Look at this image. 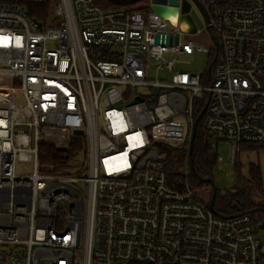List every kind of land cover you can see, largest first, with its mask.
Listing matches in <instances>:
<instances>
[{"label":"built area","instance_id":"obj_1","mask_svg":"<svg viewBox=\"0 0 264 264\" xmlns=\"http://www.w3.org/2000/svg\"><path fill=\"white\" fill-rule=\"evenodd\" d=\"M169 1L0 0V264H263L260 215H217L188 163L171 181L168 154L188 161L206 105L215 171L222 145L231 182L245 148L264 147V0H198L209 26L193 0ZM196 53L202 73L176 70ZM75 142L66 165L40 162L41 144Z\"/></svg>","mask_w":264,"mask_h":264},{"label":"trees","instance_id":"obj_2","mask_svg":"<svg viewBox=\"0 0 264 264\" xmlns=\"http://www.w3.org/2000/svg\"><path fill=\"white\" fill-rule=\"evenodd\" d=\"M94 2L105 10L124 9L147 13L149 8V0H94ZM210 70L211 74L212 67H210ZM202 107L203 105L198 106V112ZM80 148L81 145L75 142L67 152H63L54 146L41 144L39 160L42 163H50L56 166L66 165L68 161H66L67 156H69L71 161L72 157L78 154ZM261 148L264 147L248 146L245 149L248 151H259ZM186 159L184 153L178 151L169 152L168 172L171 181L173 183H180V181L184 180L183 169L186 163H188L190 170L188 176L185 177L188 185L197 191L210 190L211 186L208 184V181L214 179L216 158L208 153L201 124L198 127L188 161ZM235 177L236 184L232 190L222 192L217 189L214 199V211L216 214L225 217L259 214L261 219L264 220V185L260 166L251 164L248 176H244L242 166L238 163ZM210 196L212 198V192ZM262 257L264 264V253Z\"/></svg>","mask_w":264,"mask_h":264},{"label":"rangeland","instance_id":"obj_3","mask_svg":"<svg viewBox=\"0 0 264 264\" xmlns=\"http://www.w3.org/2000/svg\"><path fill=\"white\" fill-rule=\"evenodd\" d=\"M198 37L201 40V42H203V43L210 42V34L208 31H203V33L199 34ZM168 59L172 60V59H174V56L170 55V56H168ZM178 60L179 61H178V64L176 66V70L187 71V72H190L193 74L202 73L208 67L209 62H210V58L205 53H196L193 56H182ZM152 74L154 75L155 73L153 72ZM163 75H165V74L162 73L160 76H163ZM261 150H264V148H261ZM261 156L262 155H260V157ZM220 157L223 160V164L221 165L222 168H220L214 172V177L218 181L215 184V186L218 190H224L229 185L234 186L236 184V181L231 182V181H229V179L226 176L227 171H228V165L225 163L226 159H227V152H226L224 145H222ZM252 159H253V154L248 155V156H245V155L241 156L242 164H246L248 161H250ZM260 159H261V163L264 166V163H263L264 159L263 158H260ZM71 164H72V162H70V165ZM15 172L19 176L30 175L33 172V163L28 162V161L18 160L15 163ZM211 189L210 190H200L201 192L198 191L202 195L203 199L206 202H209V200L211 199V196H210V193L212 192ZM260 236L264 240V233H260ZM44 264H46V263H44Z\"/></svg>","mask_w":264,"mask_h":264},{"label":"water","instance_id":"obj_4","mask_svg":"<svg viewBox=\"0 0 264 264\" xmlns=\"http://www.w3.org/2000/svg\"><path fill=\"white\" fill-rule=\"evenodd\" d=\"M133 1H137V0H133ZM200 8V10L203 12L204 16L206 17V20H207V25L209 26V19L207 18L206 16V10L205 8L203 7V5L198 1V0H193ZM153 3L155 4H165L167 2V0H152ZM170 4L172 5H177L178 4V1L177 0H170L169 1ZM190 8V5L188 2H185L184 5H183V12H187ZM153 9L156 13L162 15L163 14V10L160 9V7L158 6H153ZM192 16L193 18L195 19L198 27H202V23L200 22V20L198 19L197 15L192 12ZM182 24H189V27L191 29V32L192 33H195L196 30H197V26H195L193 23H192V20L191 18L189 17H186L184 20H183V23ZM186 27V25H184ZM159 38L160 36H156V43L159 42ZM168 39V38H167ZM168 41V40H167ZM206 109H207V105L204 107V109L201 111V113L198 115L197 119L195 120V123H194V126H193V133H192V138H191V149L193 147V144H194V141H195V138H196V134H197V129H198V125H199V122L201 121L202 117L204 116L205 112H206ZM75 134L77 135H81L82 132H75ZM62 151H66V148H61ZM208 184L211 186L212 188V193H213V196L211 198V200L209 201V207L212 211H214V199H215V196H216V193H217V188L213 182V180H209L208 181ZM260 229H263L264 228V221L262 222V224L260 225L259 227Z\"/></svg>","mask_w":264,"mask_h":264},{"label":"crops","instance_id":"obj_5","mask_svg":"<svg viewBox=\"0 0 264 264\" xmlns=\"http://www.w3.org/2000/svg\"><path fill=\"white\" fill-rule=\"evenodd\" d=\"M252 154H253V159L248 161L246 164H242L241 156H243V155L248 156V155H252ZM260 155H262V156L260 157ZM260 158L264 159V150H261V151L260 150L259 151H248V150H246V151L242 152V154L240 155L239 163L242 166V172H243L244 176H248L249 166L251 164L260 166L262 181H263V185H264V166L261 163ZM263 163H264V161H263Z\"/></svg>","mask_w":264,"mask_h":264},{"label":"bare ground","instance_id":"obj_6","mask_svg":"<svg viewBox=\"0 0 264 264\" xmlns=\"http://www.w3.org/2000/svg\"><path fill=\"white\" fill-rule=\"evenodd\" d=\"M172 20L175 22V16H173ZM184 29H186L185 26H183Z\"/></svg>","mask_w":264,"mask_h":264}]
</instances>
